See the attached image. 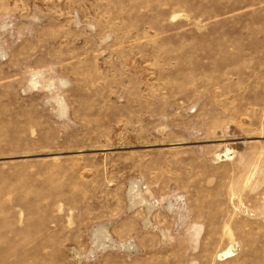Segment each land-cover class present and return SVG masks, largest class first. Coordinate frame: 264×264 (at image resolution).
Returning a JSON list of instances; mask_svg holds the SVG:
<instances>
[{"label":"rangeland","instance_id":"374dc122","mask_svg":"<svg viewBox=\"0 0 264 264\" xmlns=\"http://www.w3.org/2000/svg\"><path fill=\"white\" fill-rule=\"evenodd\" d=\"M0 264H264V0H0Z\"/></svg>","mask_w":264,"mask_h":264},{"label":"bare ground","instance_id":"6f19581e","mask_svg":"<svg viewBox=\"0 0 264 264\" xmlns=\"http://www.w3.org/2000/svg\"><path fill=\"white\" fill-rule=\"evenodd\" d=\"M225 157H227V155H225ZM232 248H228L226 249L224 252H223V256H228V257H231L232 256Z\"/></svg>","mask_w":264,"mask_h":264}]
</instances>
